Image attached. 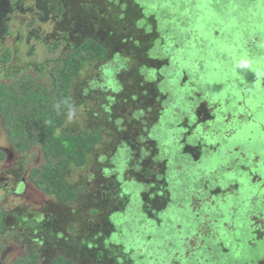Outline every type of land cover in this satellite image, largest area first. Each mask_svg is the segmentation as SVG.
Here are the masks:
<instances>
[{
  "label": "rangeland",
  "instance_id": "374dc122",
  "mask_svg": "<svg viewBox=\"0 0 264 264\" xmlns=\"http://www.w3.org/2000/svg\"><path fill=\"white\" fill-rule=\"evenodd\" d=\"M135 2L150 17L154 16L162 39L150 53L151 60L160 64V68H145L140 74L151 83H158L161 94L166 98L160 106L157 120L148 116L151 127L141 128L150 136L145 141L137 136L140 147L137 142L131 146L125 144L126 150L121 152L125 136L118 134L111 139L109 133L112 128L109 129L104 134L102 145L90 155L88 166L81 170L72 169L70 183L76 189L86 188L84 195L95 188L94 180L103 178L104 174H107L104 176L107 182L115 175L119 176V179L112 178L115 185L120 181L124 184L120 187L127 186L123 188L125 196H133L132 201L130 197L123 207L109 209L110 216L114 215L111 218L114 229L121 235L112 237L111 234L107 239L110 246L125 247H122V253L129 256L133 264H263L264 45L251 48L247 44L248 38H237L247 32V27L241 25L248 17L253 22V33L264 37V1ZM23 4L25 13L16 14L20 16L16 20L21 21L24 28L33 23L31 29L38 30L40 40L46 38L49 43H54L55 39L51 37L55 32L53 15H46L38 9L36 0H23ZM37 12L42 14L41 19L43 15L48 17L39 21ZM10 30L17 36L19 24L13 22ZM34 37L31 46L27 41L22 45L23 59L18 65H28L25 74L45 85L49 79L42 82L36 71L46 61H50L46 66L48 73L58 66V61L63 58V49L48 54ZM263 37L260 36V43ZM238 45L242 49L237 48ZM15 47L9 39L4 46L0 45V52L9 49L16 52ZM30 52L33 55L25 59V54ZM134 63L124 56H115L89 66L80 80L86 84L87 94L82 97V104H76L77 99L73 100L74 111L64 128L69 131L85 129L88 114L94 118L101 110H107L115 101L112 99L114 95L124 91L120 76L134 70ZM15 64L13 57L7 68L0 66V85L10 86L21 78L22 75L11 68ZM32 64L37 67L35 70L31 69ZM10 79L15 81L11 83ZM91 90L93 95L89 93ZM137 108L125 106L120 118L127 120L134 114V118L139 114L144 116L145 113L138 114ZM200 120L205 126L195 128L201 124ZM143 142L150 143L149 148L145 147V153L143 148L146 144ZM0 151H8L7 158L11 154V159L6 158L0 167V217L2 212H12L20 206L39 211L43 204L50 203L51 199L26 180L28 173L44 166L41 148L36 147L26 154L17 153L9 142L8 125L1 114ZM200 151L202 156L196 158ZM142 159L143 162H139ZM166 163L169 168L172 166V179L177 184L171 189L174 204L169 208L170 196L164 198V193H161L163 186H158L160 197L151 195L150 191L156 185L143 178L151 170L154 174L159 170L164 172ZM19 164L24 167L26 175L23 179L28 184L25 191L16 196L14 193L18 186L7 178L9 170L20 169ZM223 181L228 183L227 186L218 188ZM104 187V183L96 186L90 200L106 193ZM219 189L223 192L229 190L230 197L224 199L223 193L219 195ZM88 199H85L87 205ZM90 203L94 205L93 201ZM84 205L81 206L82 217L97 221V216L90 213L93 205ZM165 208L169 210L164 216H158L162 218V225L151 219L150 215ZM124 209L123 214L120 213L121 218L115 215ZM0 237L8 243L0 264H13L27 253V246L17 242L11 230ZM261 237L263 239L258 240Z\"/></svg>",
  "mask_w": 264,
  "mask_h": 264
},
{
  "label": "trees",
  "instance_id": "16d2710c",
  "mask_svg": "<svg viewBox=\"0 0 264 264\" xmlns=\"http://www.w3.org/2000/svg\"><path fill=\"white\" fill-rule=\"evenodd\" d=\"M38 1L46 15H53L55 25L54 35L51 36L55 39L54 43H49L46 38L39 42L45 46L48 54L63 49V58L49 73L46 66L50 61L36 71L42 82L49 79L45 85L25 74L24 66L20 67L16 61L11 68L22 76L10 86L0 85V114L8 125L9 142L17 153L26 154L36 147L41 148L44 166L32 171L30 182L51 201L43 204L39 211L20 206L13 214L15 218L6 223L2 212L0 235L11 230L16 241L27 246V253L13 264H133L129 261L130 257L122 253L123 246L108 245L110 241L107 238L115 231L109 225V209L113 207L110 197L114 186L111 187L110 182L106 181L104 176L107 174L94 180V185L107 183L104 190L109 195L100 194L97 203L93 201L90 213L104 216L103 221L101 218L92 221L80 214L82 205H91H87L82 197L86 188H74L70 183V173L72 169L81 170L88 166L90 155L102 145L106 131L112 128L109 133L111 139L120 134L118 131L121 128L116 126H121L124 121L120 113L125 106H138L139 112H135H148L151 119L157 120L166 97L161 94L159 84L146 80L140 71L160 68V64L150 57L162 40L160 27L153 17L135 4V0ZM43 16L44 20L48 17ZM242 23V27H247V32L244 31L240 37L248 38L247 44L251 48L262 47L264 37L253 33L251 18ZM260 36L263 37L261 43ZM240 45L237 48H241ZM14 55L11 49L0 52L2 68L7 67ZM115 56H124L134 61L136 66L120 76L125 85L124 91L115 95L112 98L115 101L109 108L97 115L103 126L93 120L99 127L88 124L79 131L66 130L64 127L74 111L73 100L77 99L76 104H82V97L87 94L86 84L80 81L81 75L89 66L101 64ZM30 67L33 70L37 68L35 64ZM137 116L134 120L143 121L141 114ZM151 124L143 121L140 128ZM144 135L140 133V137ZM6 158V152L0 151V167ZM151 174L148 173L147 177ZM116 206L120 207L118 203ZM104 224L107 227H100ZM98 230L102 231L101 234H97ZM261 239L263 237L258 240ZM7 246V241L0 237V262Z\"/></svg>",
  "mask_w": 264,
  "mask_h": 264
},
{
  "label": "flooded vegetation",
  "instance_id": "af4514ba",
  "mask_svg": "<svg viewBox=\"0 0 264 264\" xmlns=\"http://www.w3.org/2000/svg\"><path fill=\"white\" fill-rule=\"evenodd\" d=\"M41 1V0H40ZM39 3V1L38 0H36V4L37 5H39L38 4ZM37 8L38 9H41L40 7H38L37 6ZM32 13H34V10L32 9V11H31ZM25 13V10H24V4H23V0H0V45H2V46H4L5 44H7V40H9V39H12V41H13V43H14V46H17V47H15V51L16 52H14V60L15 61H18V62H21V60L23 59L22 58V45L23 44H26V43H24L25 41H27V43H28V45L29 46H31V41H32V39H33V34H35V31H32V24H30L29 26H28V28H24V27H22L23 26V23L21 22V21H19V20H16V17H18L19 15H22V14H24ZM16 14H19V15H16ZM36 15L37 16H40L39 18H38V20L39 21H42L43 19H41V16H42V14L40 13V12H37L36 13ZM20 17V16H19ZM37 19V18H36ZM34 21V20H33ZM15 23V24H19V26H20V30H18V33H17V36H14V33H12L11 32V30H10V25L12 24V23ZM21 27H22V29H21ZM37 32V34H38V30L36 31ZM36 37V39H37V41H39L40 40V37H37V35H35ZM238 40L239 39H241V37H240V35L238 36V38H237ZM47 40V39H46ZM40 42H41V40H40ZM42 43V42H41ZM42 46H44V45H42ZM45 47V46H44ZM33 52H34V50H33ZM33 52H30V53H26L25 55V59H27V58H29V57H31L32 55H33ZM20 64V63H19ZM0 66H1V68H2V66H3V64H1L0 63ZM25 66H26V68H25ZM24 66V70H26L27 69V66L28 65H25ZM170 66H171V63H170ZM4 67V66H3ZM8 67V66H7ZM6 66H5V68H7ZM11 80V79H10ZM13 81H15V80H11V83L13 82ZM90 93H94V91H89ZM115 95H118V94H115ZM114 95V96H115ZM87 114V113H86ZM147 114H149L148 112H146L145 113V117L142 115V117L141 118H143V121H147L148 122V120H150L149 119V117H148V115ZM158 117H159V115H158ZM93 120L94 121H99V125H102L103 126V124H102V122H100V121H102L101 120V118H99V116H96V117H92V115L91 114H88V116H87V123L89 124V125H98L96 122H93ZM125 121V122H124ZM123 121V123L121 124V126H116V127H120L121 128V131H118V132H120V134H122V135H124L125 137H124V144H121L122 146H123V148H121L120 149V151L122 152V151H124V150H126L125 149V144L126 145H129V146H131V145H134L137 141V136L138 135H140V133H141V124H142V122L143 121H140V120H134V115H133V118H128L127 120H124ZM213 121H214V119H213ZM150 123V122H149ZM200 123L201 124H197V125H195V128L196 127H203V125L204 124H202V121L200 120ZM99 125L98 126H96V127H99ZM205 126V125H204ZM90 127V126H89ZM146 127V126H145ZM151 126H147L146 127V129H149ZM123 128H125V129H123ZM151 130V129H150ZM145 135H144V137L142 138L143 139V141H145V140H147L148 139V137L150 136V135H148V132H147V130L146 131H142ZM148 136V137H147ZM143 144L145 145L144 146V150H143V152L145 153V147L146 148H149V142H143ZM224 144V143H223ZM223 144H219V146H222ZM120 145V146H121ZM137 145H138V147H140L141 146V143H138L137 142ZM6 152V155H7V153H8V151H5ZM132 156H134V157H136V158H138L136 155H133L132 154ZM198 156H202V153H201V151H200V154L199 155H197L196 156V158L198 157ZM8 158H10L11 159V154H8ZM7 158V159H8ZM133 160V159H132ZM201 160H202V158H201ZM7 161V160H6ZM5 161V162H6ZM139 162H143V159H142V161H139ZM21 164V163H20ZM19 164V168L20 169H18V171L17 170H9L8 171V175H9V177L7 178V180H12V182H14V184H16L17 186H18V189L16 190V192L14 193V194H16V196H18V195H21V193L22 192H24L25 191V188H26V186H27V184H28V182H26V180L27 181H29V183H31L30 182V176H31V173H28L27 174V176H29V178L27 179L26 178V180L25 179H23V177H24V175H26L25 173H23V166H21ZM131 164H132V162H131ZM150 167H152V165L150 166ZM153 169V168H152ZM172 166H171V168H169V165L166 163L165 164V170H164V172H161V170H159V172L157 173V174H154V171H152L151 170V172H152V174L149 176V177H146V173L144 174V176H143V178L146 180H148V182H150L151 184H153V186H155L156 185V187H154L153 189H151V191H150V194L151 195H154V196H157V197H160L161 195V193H164V194H166V197H164V198H167V196L169 197L170 196V200H169V202H167V206H168V208H169V206H171V204H174V201H173V194H172V191H171V189H172V187L173 186H177V184L176 183H174L173 182V173H172ZM33 171V170H32ZM136 171V170H135ZM117 175H119V174H117ZM138 177V176H137ZM112 178H118L119 179V176H114V177H111V179H110V183H109V185L111 186V187H113L114 188V190L111 192V195H112V197H115V199L114 198H112V197H110L112 200H113V202L110 204V205H112L113 207L114 206H116V204L118 203L121 207H123L124 205L123 204H125V203H127V200H128V198H130L131 197V201H132V198H133V196H126V197H124L125 195H124V193H126L125 191H124V187H120L121 185H123L124 186V184L123 183H121L120 181H118V182H116L117 184V186L115 187V184H114V182H113V179ZM115 180V179H114ZM146 180V181H147ZM147 182V183H148ZM222 183H223V186H222ZM222 183H220L221 184V186H219L218 188H223V187H226L227 186V182H225V181H223ZM121 184V185H120ZM160 185H162L163 186V192H161V193H159L158 192V186H160ZM125 187H127V186H125ZM240 190H241V187H240ZM230 191L228 190V191H225V192H223V190L222 189H219L218 190V193H219V195L220 194H222L223 193V195L222 196H225V198L224 199H228L229 197H230V193H229ZM106 195H109L108 193L106 194ZM105 195V196H106ZM99 196H101L100 194H98V195H96V196H94V199H97ZM124 199V200H123ZM172 199V200H171ZM106 205H107V202H106ZM131 205H132V202H131ZM130 205V206H131ZM43 206V205H42ZM42 208V207H41ZM126 208H127V206H126ZM168 208H165V209H163V210H159L155 215H150L151 216V219H156V220H158V222H159V224L161 225L163 222H162V218L160 219V218H158V216H161L162 214H163V216H164V214H165V212L167 211V210H169ZM171 208V207H170ZM220 208V207H219ZM131 209V208H130ZM123 211H125V209L124 210H122V211H120V212H116L115 213V215H119V216H117V217H119V218H121V216L120 215H122L123 214ZM15 212H17V209H15L14 211H12V212H9V213H6V215H5V213H2L6 218H5V223L6 222H9V221H11V219H13V218H15V216H13V214L15 213ZM120 213H122V214H120ZM99 216L101 217L102 215H100L99 214ZM112 217H114V215L113 216H110V218H109V225L111 226H113L114 225V223H113V220L111 221V218ZM103 221V220H102ZM162 222V223H161ZM111 226V227H112ZM100 227H107V225L106 224H104L103 226H100ZM113 228V230L115 231L116 229H114L115 227L113 226L112 227ZM102 232V231H101ZM101 232L98 230L97 231V234H101ZM115 235H117V230L115 231V233L113 234V236H115ZM112 236V237H113Z\"/></svg>",
  "mask_w": 264,
  "mask_h": 264
},
{
  "label": "clouds",
  "instance_id": "9594fccd",
  "mask_svg": "<svg viewBox=\"0 0 264 264\" xmlns=\"http://www.w3.org/2000/svg\"><path fill=\"white\" fill-rule=\"evenodd\" d=\"M137 2H138V1H137ZM38 4H39V3H38ZM135 4H138V3H135ZM37 6L39 7V5H37ZM138 6H140V5H138ZM140 7H141V6H140ZM141 8H142V7H141ZM42 11H43V10H42ZM147 15H148V14H147ZM152 17H154V16H152ZM33 35H34V36L37 35V32H35V34H33ZM35 37H36V36H35ZM35 37H34V38H35ZM35 39H36V38H35ZM32 40H34V39H32ZM39 41H40V40H39ZM36 42H37V41H36ZM31 43H32V42H31ZM114 176H115V175H114ZM110 179H111V177H110ZM108 183H109V182H108ZM105 184L107 185V183H105ZM106 185H105L104 189L107 188ZM94 186H95V188H93L92 191H89V193H88L87 195H84L85 193H83V195H82V197L85 198V199H86V198H89L88 201H87L88 204H91L90 201H94V202H95V200H96V199H95V200H90L91 198H93V192L95 191L96 186H99V185H94ZM124 188H125V187H124ZM241 189H242V184H241ZM106 193H107V192H106ZM103 195H104V194H103ZM124 195H126V193H124ZM124 197H126V196H124ZM164 197H166V194H164ZM94 202H93V203H94ZM91 205H93V204H91ZM116 207H118V206H116ZM106 214H107V213H105V217H106ZM103 216H104V214H103L101 217H100V216H97V218H98V219L101 218V220H103ZM97 221H98V220H97ZM111 226H112V225H111ZM120 235H121V234L118 232V233H117V236H120ZM112 236H113V235H112ZM117 246H118V245H117ZM123 248H125V247H123Z\"/></svg>",
  "mask_w": 264,
  "mask_h": 264
}]
</instances>
